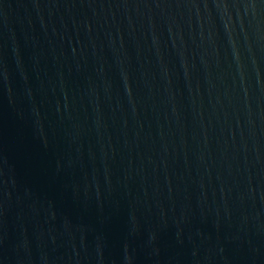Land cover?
Returning <instances> with one entry per match:
<instances>
[{"label":"water","instance_id":"95a60500","mask_svg":"<svg viewBox=\"0 0 264 264\" xmlns=\"http://www.w3.org/2000/svg\"><path fill=\"white\" fill-rule=\"evenodd\" d=\"M0 264H264V0H0Z\"/></svg>","mask_w":264,"mask_h":264}]
</instances>
